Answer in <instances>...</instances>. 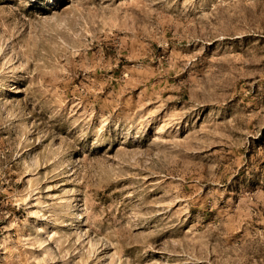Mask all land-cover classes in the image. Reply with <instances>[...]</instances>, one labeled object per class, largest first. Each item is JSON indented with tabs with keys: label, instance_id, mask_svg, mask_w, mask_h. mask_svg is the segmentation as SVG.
Listing matches in <instances>:
<instances>
[{
	"label": "rangeland",
	"instance_id": "374dc122",
	"mask_svg": "<svg viewBox=\"0 0 264 264\" xmlns=\"http://www.w3.org/2000/svg\"><path fill=\"white\" fill-rule=\"evenodd\" d=\"M0 264H264V0H0Z\"/></svg>",
	"mask_w": 264,
	"mask_h": 264
}]
</instances>
